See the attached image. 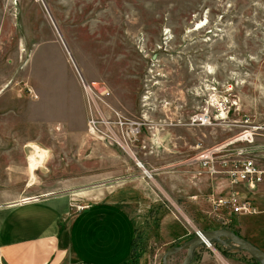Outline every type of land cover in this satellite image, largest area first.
<instances>
[{"label": "rangeland", "instance_id": "obj_1", "mask_svg": "<svg viewBox=\"0 0 264 264\" xmlns=\"http://www.w3.org/2000/svg\"><path fill=\"white\" fill-rule=\"evenodd\" d=\"M54 26L83 79L107 90L97 101L98 114L116 112L135 121L146 115L152 130L143 129L132 145L142 169L122 150L90 137L75 64ZM72 77L83 105L66 126L77 130L83 120L79 130L85 129L87 145L115 149L123 158L122 166L99 160L93 170L85 155L92 169L83 175L101 179L66 193L77 199L95 190L114 199L116 190L128 187L124 199L136 227L129 264H162L170 249L204 231L227 229L264 246V213L229 223L217 219L204 197L209 181L186 163L245 125L264 127V0H0V97L31 103L36 96L28 83L47 80L55 87ZM204 114L209 122L189 121ZM60 116H52L55 133L68 130L57 126L64 124ZM257 143L264 159V137ZM55 144L78 145L64 136ZM125 163L133 169L123 172ZM116 173L122 179L110 175ZM185 257L184 249L167 264H182ZM190 264L260 263L224 239L197 248Z\"/></svg>", "mask_w": 264, "mask_h": 264}, {"label": "crops", "instance_id": "obj_2", "mask_svg": "<svg viewBox=\"0 0 264 264\" xmlns=\"http://www.w3.org/2000/svg\"><path fill=\"white\" fill-rule=\"evenodd\" d=\"M72 78L70 84L55 87L47 80L39 85L28 83L36 96V101L31 103L17 96L0 97V257L3 264H129L136 227L125 204L128 201L124 193L128 187L116 190L114 199L106 198H111L112 193L101 195L95 190L78 194L77 199L66 193L72 190L71 186L99 181V177L83 175H89L86 170L98 168L93 164L99 160L119 167L123 158L115 149L100 151V147L87 145L85 129L79 130L83 120L77 130L66 126L73 112L81 114L83 105L76 79ZM56 114L64 122L57 125L60 130L68 129L64 133L54 131L57 129L53 128L52 116ZM63 136L74 139L78 145H56ZM87 154L92 168L84 163ZM30 160L34 161L33 165ZM125 164L128 167L120 168L123 172L133 169ZM117 174L110 175L122 179L121 173ZM68 176L74 179L68 180ZM205 176L211 188L204 197L218 192L219 187H225L220 191L228 190L224 181L217 182L215 189L213 181L216 180ZM193 185L188 184L191 188ZM244 193L258 213L238 218L264 213L259 210L264 205V185ZM181 235L176 239L187 233ZM253 245L264 252V246Z\"/></svg>", "mask_w": 264, "mask_h": 264}, {"label": "built area", "instance_id": "obj_3", "mask_svg": "<svg viewBox=\"0 0 264 264\" xmlns=\"http://www.w3.org/2000/svg\"><path fill=\"white\" fill-rule=\"evenodd\" d=\"M75 72L89 109L90 120L87 127L90 137L104 140L110 147H117L136 160L133 143L139 141L143 129L148 132L152 130L149 128L152 126L149 125L146 115L135 121L113 110H111L114 112L113 117L98 114L97 101H102L107 90L97 83H87L78 70L75 69ZM204 116L193 117L189 121L192 124L209 122L208 116L206 114ZM263 130L264 127L260 125L251 127L245 125L240 133L196 152L186 162L196 168L198 175L204 174L218 182L224 181L228 187L225 192L220 191L225 187H219L218 192L205 197L217 219L226 218L229 223V218L253 216L258 213L244 191L252 192L257 186L264 185V159L263 156L257 155L259 149L257 140L264 137L261 133ZM142 144L141 148L144 149L147 145L144 142ZM136 166L143 168L137 160ZM144 175L147 178L152 176L150 172ZM223 224H226V221ZM196 234L199 235L200 232ZM0 264H3L1 257Z\"/></svg>", "mask_w": 264, "mask_h": 264}, {"label": "water", "instance_id": "obj_4", "mask_svg": "<svg viewBox=\"0 0 264 264\" xmlns=\"http://www.w3.org/2000/svg\"><path fill=\"white\" fill-rule=\"evenodd\" d=\"M45 9H46V7H45ZM46 11H47V9H46ZM51 20H52V18H51ZM52 23L54 25L53 20H52ZM55 29H56V27H55ZM56 32H57L60 40L62 41L63 45L65 46V49H67L66 45L63 42V40L60 36V33L58 32L57 29H56ZM66 51L70 57V53L68 52V50H66ZM70 59H71L72 63L74 64L71 57H70ZM74 68L76 70H78L75 67V65H74ZM224 239L230 241L234 246H236V248L238 250L246 252L256 262H258L260 264H264V252L262 250L258 249L257 247H255L253 244H251L247 240L241 238L240 236L236 235L235 233H233L232 231L227 230V229H219L216 231H204V232H200L199 235L196 234L192 239H190L186 243L182 244L179 247L170 249L167 253H165V255L162 257V264H167V261L171 256L177 254L178 252H180L184 249L186 250V257L184 258V261L182 262V264H190L192 257H193V253L197 250V248L204 245L205 242H207V243H212V242L223 243Z\"/></svg>", "mask_w": 264, "mask_h": 264}, {"label": "bare ground", "instance_id": "obj_5", "mask_svg": "<svg viewBox=\"0 0 264 264\" xmlns=\"http://www.w3.org/2000/svg\"><path fill=\"white\" fill-rule=\"evenodd\" d=\"M66 45V44H65ZM65 47V46H64ZM67 50V49H66ZM71 55V54H70ZM72 57V56H71ZM70 58V57H69ZM73 62H74V60H73ZM74 64H75V62H74ZM75 66H76V64H75ZM37 151H39L40 152V154L42 153L40 150H38L37 148H35ZM36 151V152H37ZM39 152H37L38 154H39ZM34 153V152H33ZM44 153V152H43ZM40 156H43V154L42 155H40ZM36 157V156H35ZM39 157V156H38ZM37 157V158H38ZM31 158V157H30ZM34 159V157L31 159V160H33ZM30 160V161H31ZM35 160H36V158H35ZM41 159H39V161H40ZM38 161V159L35 161V162H37ZM32 162H34V161H31V164L33 165V163ZM35 168V167H34ZM144 174L146 173V174H148V172L147 171H145L144 170V172H143ZM205 245L207 246V248H209L211 245L209 244V243H207V242H205Z\"/></svg>", "mask_w": 264, "mask_h": 264}, {"label": "trees", "instance_id": "obj_6", "mask_svg": "<svg viewBox=\"0 0 264 264\" xmlns=\"http://www.w3.org/2000/svg\"><path fill=\"white\" fill-rule=\"evenodd\" d=\"M236 234V232H234Z\"/></svg>", "mask_w": 264, "mask_h": 264}]
</instances>
